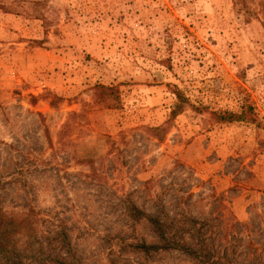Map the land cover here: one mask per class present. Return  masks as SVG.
<instances>
[{
	"label": "rangeland",
	"instance_id": "1",
	"mask_svg": "<svg viewBox=\"0 0 264 264\" xmlns=\"http://www.w3.org/2000/svg\"><path fill=\"white\" fill-rule=\"evenodd\" d=\"M0 264H264V0H0Z\"/></svg>",
	"mask_w": 264,
	"mask_h": 264
},
{
	"label": "trees",
	"instance_id": "2",
	"mask_svg": "<svg viewBox=\"0 0 264 264\" xmlns=\"http://www.w3.org/2000/svg\"><path fill=\"white\" fill-rule=\"evenodd\" d=\"M98 87L100 89L99 96L103 99H108L110 96L114 94L116 95L119 94V91L115 89L114 86L99 85ZM177 97H178V103L176 104L173 110V115L180 112L184 107V103L188 102V99H186V97L182 95L180 91H177ZM215 116L218 122L227 123V122L243 120L244 112L238 114V113H232L228 111H218V113H216Z\"/></svg>",
	"mask_w": 264,
	"mask_h": 264
}]
</instances>
